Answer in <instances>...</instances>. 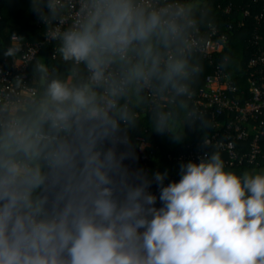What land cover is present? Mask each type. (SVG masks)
Wrapping results in <instances>:
<instances>
[{"label":"clouds","instance_id":"9594fccd","mask_svg":"<svg viewBox=\"0 0 264 264\" xmlns=\"http://www.w3.org/2000/svg\"><path fill=\"white\" fill-rule=\"evenodd\" d=\"M30 4L63 71L34 57L30 84L0 82V264H264V170L205 153L153 175L156 208L122 163L142 117L177 140L192 125L200 0Z\"/></svg>","mask_w":264,"mask_h":264},{"label":"trees","instance_id":"16d2710c","mask_svg":"<svg viewBox=\"0 0 264 264\" xmlns=\"http://www.w3.org/2000/svg\"><path fill=\"white\" fill-rule=\"evenodd\" d=\"M203 12V21L199 30L205 35L215 27L219 36L225 38L222 50L210 56L197 54L201 71L192 84L193 93L203 89L206 78L219 72L222 82H229L238 92L244 94V99L249 98V80L254 77H264V67L257 65L249 67L248 62L264 50V0H200ZM17 36L22 42L38 43L39 52L35 56L46 64L60 68L58 57L54 56L55 45L47 41L44 34V24L39 16L32 10L30 0H0V63L11 57H5L3 52L11 43L10 37ZM33 65H28L27 74L32 82ZM29 83V84H30ZM190 106L194 112L192 125H185L183 136L177 140L168 132L158 133L151 129L147 117H142L141 124L127 133L131 141L132 154L130 159L122 162L130 171L142 169L151 181L147 191L157 193L156 208L162 206L159 200L160 187L154 179L155 173H167L163 186L171 181L180 180V165L189 161H178L177 157L187 155L189 152L201 149L206 153H218L224 161L225 170L241 174L244 171L264 170V133L260 136V154L255 163H250L247 158L241 162L238 159L231 161L226 152L220 150L215 142H224L223 128L220 129L219 138L211 146H203L206 138H211L215 129L210 121L208 111L197 108L191 99ZM231 117L224 116L220 122L224 125ZM264 132V130H263ZM142 138V141L139 140ZM253 136L245 141H235L236 153L242 157L250 150ZM128 146L124 147V152ZM172 157L171 159L167 156ZM193 162V161H191ZM195 163V162H193ZM159 204V205H158Z\"/></svg>","mask_w":264,"mask_h":264},{"label":"built area","instance_id":"2783aa9c","mask_svg":"<svg viewBox=\"0 0 264 264\" xmlns=\"http://www.w3.org/2000/svg\"><path fill=\"white\" fill-rule=\"evenodd\" d=\"M198 34L202 43V49L199 54L210 56L222 50L225 38L223 36L217 37L218 31L215 27H212L210 32L205 35L200 30ZM47 41L49 40L47 39ZM11 43H16V41H11ZM19 43L23 45V55L18 56L16 60L12 58L10 62L4 59L0 63V82H11L19 76L24 83H30L27 74L28 65L38 54L40 47L38 43L22 42L21 40ZM53 57L57 56L54 54ZM257 65L264 67V50L256 57H252L248 62L250 68ZM248 91L249 98L244 99L243 93L238 92L237 88L229 82H222V74L216 72L206 78L203 89L193 94L191 98L196 107L201 108L200 112H203V110L209 112L210 121L215 129L212 137L204 140L203 146H211L219 138L218 131L223 128V138L226 141L218 140L215 143L220 150L227 153L228 158L231 160L230 164L236 159L241 162L244 158H247L250 163H255L260 154L259 140L264 133V77L251 78ZM231 115H233V118H230L226 124L223 125L220 122V118L224 116L229 118ZM250 136H253V138L250 142L249 152L242 157H238L235 141H245ZM139 140L142 141V138H139ZM124 147H127V145H118V154L124 152ZM205 153L199 148L189 152L187 155L177 157L176 160L199 163V158L203 157ZM167 158L171 159L172 157L168 155ZM128 159H130V155L122 162H126ZM167 185L165 184L164 186ZM152 195L157 197V193Z\"/></svg>","mask_w":264,"mask_h":264}]
</instances>
